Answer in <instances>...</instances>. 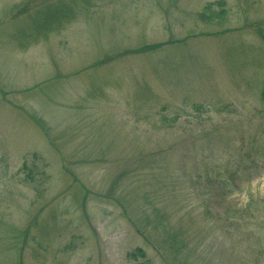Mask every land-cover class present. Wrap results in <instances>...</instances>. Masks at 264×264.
Segmentation results:
<instances>
[{
  "label": "rangeland",
  "instance_id": "1",
  "mask_svg": "<svg viewBox=\"0 0 264 264\" xmlns=\"http://www.w3.org/2000/svg\"><path fill=\"white\" fill-rule=\"evenodd\" d=\"M263 99L264 0H0V264H264Z\"/></svg>",
  "mask_w": 264,
  "mask_h": 264
},
{
  "label": "trees",
  "instance_id": "2",
  "mask_svg": "<svg viewBox=\"0 0 264 264\" xmlns=\"http://www.w3.org/2000/svg\"><path fill=\"white\" fill-rule=\"evenodd\" d=\"M220 185H221V183H220ZM224 185H225L226 188H229L231 183H225Z\"/></svg>",
  "mask_w": 264,
  "mask_h": 264
}]
</instances>
